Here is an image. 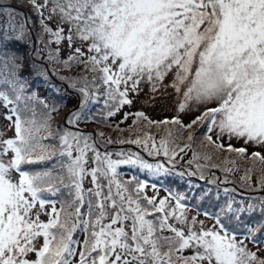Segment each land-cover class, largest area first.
Masks as SVG:
<instances>
[{
	"label": "snow or ice",
	"instance_id": "obj_1",
	"mask_svg": "<svg viewBox=\"0 0 264 264\" xmlns=\"http://www.w3.org/2000/svg\"><path fill=\"white\" fill-rule=\"evenodd\" d=\"M24 3L0 0V107L8 122L0 130V264H264L257 238L264 234V196L244 204L228 198L235 189L223 188L222 198L219 185L213 193L189 180L187 192L165 188L159 197L164 180L197 175L192 165L204 180L205 169L230 174L238 160L251 161L241 187L251 188L259 172L258 189H264V152H249L264 148V0H27L35 19ZM45 62L79 70L58 77L81 101L68 125L107 124L133 105L130 94L139 95L141 84L153 93L171 88L179 97L176 115L155 120L124 112L121 123L131 116L156 133L136 128L135 138L115 141L167 159L108 151L114 141L103 139L104 132L52 131L58 105L27 92L29 75L48 82L49 72L57 75ZM101 97L106 111L93 113ZM38 102L46 110L39 124ZM193 107L199 114L184 123L181 114ZM7 131L13 135L4 138ZM188 151V167L177 171L176 157ZM122 165L160 179H125ZM223 181L232 182L227 175ZM213 196L212 212L188 203Z\"/></svg>",
	"mask_w": 264,
	"mask_h": 264
},
{
	"label": "rangeland",
	"instance_id": "obj_2",
	"mask_svg": "<svg viewBox=\"0 0 264 264\" xmlns=\"http://www.w3.org/2000/svg\"><path fill=\"white\" fill-rule=\"evenodd\" d=\"M20 7L22 8V10L25 13L28 12V14H29L32 12L31 8L27 6V0H25V3L20 5ZM29 15L32 16V18H33V15H31V14H29ZM33 19H35V17ZM28 52H29V50L26 47L21 50V54H24V55H26ZM65 54L66 55L63 56L62 59L67 58V52ZM50 68H55L57 71V75H55V76L52 75L51 72H49V77L51 78V82H48V81H44L43 83L39 82V81L36 82L33 79L34 74H31L28 76L27 92L29 94H31L32 92H36V93H38L40 100H44L45 102L49 103L50 105L52 103H55L56 105H58V110L56 112L52 113V119L49 121V123L51 124V130L52 131L62 130L63 128H68L71 131H77L76 128L80 127L83 129L82 131H84L86 133H93L94 135L98 132H104L105 136L103 137V139L107 140L110 137L114 141V143L107 146V150L111 151V152H118L121 149H124V150L131 149L133 152H140V150L142 148L138 145L119 144V143L115 142L120 138H128L130 135L132 136V138H135L134 129H136V128L140 129L141 135L145 131H151L154 134L156 133L155 127H153L150 130L145 127V125L147 123L146 121H142V122L134 124L133 123L134 117H132V118L129 117V119L127 121H124L123 123H121V121L123 120V113L129 112L131 110V106H127V105H125L121 109V111L119 113H117L114 117L108 118L107 124H105L103 121H100V120H98L96 122H89L87 124L80 123L78 126L66 124V119L69 116L70 112L77 109L79 107L81 101L79 98L78 99L79 102H78L77 107L72 108L75 101H73V102H72V100L69 101L68 100L69 97L68 96L64 97L63 93L57 92L55 90V88L53 87V85H56L58 87H62L65 89V87H64L65 81H61L60 79H58V77L59 76H68L70 74V71H72V70L77 71V69H64V68H61L59 65H55V64H52ZM61 83H63V84H61ZM141 88L143 90L140 92V95L135 96L133 99V101H134L133 105H132L133 108H138V109L142 108L141 110H143V112H145L146 115H148L150 118L155 119V120H162L165 117L171 118L172 116L176 115V107H177V104L179 103V97L176 95V93L173 90L167 94L164 91L163 95H161V97L151 98L153 96V94H155V93H153L151 91L150 86L147 84H144L141 86ZM143 95H145V97ZM75 99H76V97H75ZM103 99L104 98H101L100 100L103 101ZM36 108H37L36 120H37V123L39 124V123L43 122V114L46 110L43 109V105L40 104L39 102L37 103ZM70 108H72V110H70ZM91 108H92L93 113H99V112H101V110H105L104 105H100V102H95V101L92 103ZM4 114H5V110L2 107H0V130L5 129L7 124H8V122L4 119ZM198 114H199V112L195 109V107H193V109L191 111H188L186 113H182L181 119L184 121V123H189ZM116 125H119V128L115 127ZM120 129H125V131H120ZM194 131H197V133H201L203 130L198 128V127H195ZM40 134L46 135L47 129H42ZM187 134L188 133L185 132L184 133V139L179 140L178 143L183 144L186 141ZM12 135H13V131H7L4 138L11 137ZM159 135H163V130H161ZM159 135H157V140L159 139ZM233 144L237 147H240L243 145V141L234 140ZM196 150L201 151V149H196ZM252 151L264 152V148L253 145V146L249 147V152H252ZM141 155L145 156L147 154L145 152H143V153H141ZM89 156H91V153H89ZM181 156L183 157V159H181ZM226 156H228V153H226V152L222 153L220 155L219 159L215 160L214 162L217 164H221V162L225 159ZM191 157H192L191 151H188L187 154L181 153L179 156H177L176 157L177 171H183L185 168H187L188 167L187 162H188V160L191 159ZM117 158L118 157H116L115 155L113 156V159H117ZM230 158L235 159L236 158L235 154H232V156ZM164 159H167V158L164 157ZM164 159L160 158V160H164ZM151 160L155 161L157 159H151ZM201 162L203 163V161H201ZM237 165H238V167H240L242 169L239 172L240 177H241L244 173V170L246 168L251 167V161L250 160H246V161H239L238 160ZM228 166H230V165H228ZM35 167H39V166H35ZM119 171L125 173V176H124L125 179H128L132 175H136V174L139 175V178L141 180H147L148 178H150L151 180H148L149 184L156 183L158 181V179H160L158 177H153L148 173L135 170L132 168V166H128V165H122L120 167ZM191 171L197 172V175L191 176V177L185 176L183 179L169 178L167 180H164L163 186L159 188V197L162 198L167 194L165 191V188H173V189L179 190L181 192H187L189 180L191 181V183L199 185L201 188L212 189L213 193H215L217 185H219L221 190H223V188H225V187H227L229 189H235V188L241 189L239 196L249 199V200H246L245 202H243L244 204H247L250 202L258 203L257 198L264 196V189H260V190H262L261 192L258 191L259 189L252 182H251L252 187L248 188L249 194L245 193L244 187H241L242 183H244V182L241 181L240 177L239 178L236 177L234 175V173L226 174L220 168H211V169H205L204 170V175L207 176L208 178L213 179V176L219 178V179H217L215 184L212 183V180L205 181V179L200 180L199 183L193 182L192 179L199 178V170H197L195 168V165H192ZM253 174H254V177H258L260 175L259 172H256ZM225 175H227L228 180L232 181V182L225 183L223 181V178L225 177ZM89 181H90V178L85 180V187L91 186ZM245 188H247V187L245 186ZM146 191H147V194L149 196L154 194L151 187H149ZM224 195L225 194L222 191L221 197L223 198ZM229 198L231 199L232 195L229 196ZM188 202L190 203V205L201 204L202 207L200 210L202 212L203 211L212 212L215 209L211 205H213L216 202V198H215V196H213V199L211 201L201 202L198 200L194 201L190 197ZM238 202H240V201H238ZM57 207H59V204L57 205ZM190 215H195V209H193V211L190 213ZM47 218H48L47 216H43V215L41 216L42 220H46ZM200 218L204 219L203 216H201ZM255 219L257 221H259L261 219L259 214L256 215ZM207 223H209V225H210L212 222L209 220V221H207ZM237 238L240 239L241 237L238 236ZM257 238L259 240L258 247L261 250L260 254L264 255V234L258 235ZM80 239L83 240V236H80ZM245 243L253 251H255L257 249V245L253 244L250 240H246Z\"/></svg>",
	"mask_w": 264,
	"mask_h": 264
},
{
	"label": "trees",
	"instance_id": "obj_3",
	"mask_svg": "<svg viewBox=\"0 0 264 264\" xmlns=\"http://www.w3.org/2000/svg\"><path fill=\"white\" fill-rule=\"evenodd\" d=\"M28 13V12H27ZM29 14H31L32 15V12L31 13H29ZM33 18H34V16H33ZM55 47V46H54ZM67 52V50H65V51H63L62 52V55H61V58L63 57V56H65L66 53ZM45 67H51V65H49V64H47L46 62H45ZM71 73H70V75H68L69 77L70 76H74V75H77V73H78V69H77V71L76 70H72V71H70ZM34 74V73H33ZM32 77V76H31ZM33 79L37 82V81H39V82H44V81H46L45 80V78L44 77H38V76H36L35 74H34V76H33ZM65 84L67 85V87L65 86ZM64 87H65V89H68V91L69 90H71L70 88H69V86H68V84H67V82L65 81L64 82ZM73 92H74V94H77L74 90H73ZM64 97H65V95H64ZM76 110V109H75ZM258 177H254V174L252 175V180H251V182L253 183V184H255V183H257L258 184V179H257ZM256 181V182H255ZM234 200H236L237 202L239 201V200H237V198H235Z\"/></svg>",
	"mask_w": 264,
	"mask_h": 264
},
{
	"label": "flooded vegetation",
	"instance_id": "obj_4",
	"mask_svg": "<svg viewBox=\"0 0 264 264\" xmlns=\"http://www.w3.org/2000/svg\"><path fill=\"white\" fill-rule=\"evenodd\" d=\"M159 158H162V159H164V157H163V156H161V157H159ZM229 167H231V165H230Z\"/></svg>",
	"mask_w": 264,
	"mask_h": 264
}]
</instances>
